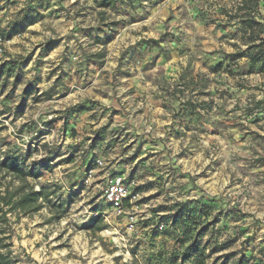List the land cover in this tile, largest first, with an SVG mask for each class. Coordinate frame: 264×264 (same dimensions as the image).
<instances>
[{
    "label": "rangeland",
    "instance_id": "374dc122",
    "mask_svg": "<svg viewBox=\"0 0 264 264\" xmlns=\"http://www.w3.org/2000/svg\"><path fill=\"white\" fill-rule=\"evenodd\" d=\"M17 2L39 21L34 77L0 80V161L33 173L0 165V197L50 195L28 212L0 199L10 264H155L176 250L153 227L177 201L211 205L206 264L264 262V68L235 55L238 1L117 0L104 19L97 0ZM117 169L139 192L123 214L104 196Z\"/></svg>",
    "mask_w": 264,
    "mask_h": 264
},
{
    "label": "trees",
    "instance_id": "16d2710c",
    "mask_svg": "<svg viewBox=\"0 0 264 264\" xmlns=\"http://www.w3.org/2000/svg\"><path fill=\"white\" fill-rule=\"evenodd\" d=\"M259 0H242L243 5L239 6V9H248L253 11L254 6L258 4ZM117 0H97V7L101 10L102 19L105 18L106 8H112L116 5ZM244 22L253 29L252 35L249 39L252 41L247 50L239 52L235 55L246 56L250 59V63L261 64L264 68V40L259 39L254 35V32L261 27V22L255 19V16L250 14ZM11 70V68H10ZM2 126H0V132ZM0 165L6 168V171L18 179L25 180L28 175L33 173L31 170L27 171L23 168L22 164L18 161V158H6L0 161ZM37 176V173H34ZM17 193L12 192L9 194V198L6 200L5 196H1V200H5L6 203H11L16 197ZM49 193L43 188L40 190H31L29 193L24 194L18 200H13L16 206H19L28 211H37L40 209L41 204H38L40 199H48ZM175 208L172 207L170 212L165 217H159L154 224L153 232L155 235L169 234L175 241L176 250L171 252L168 256H162L165 253H160L156 256L155 264H206L209 254H207V247L204 243V235L208 227L212 224L209 221L210 204H198L192 206L188 201H177ZM102 221L101 216H97L92 227L96 226L97 229H104L105 225L96 224ZM153 225V224H150ZM160 225H163L161 228ZM159 256V257H158ZM0 264H10L4 255L0 252ZM232 264H248L244 257H240ZM258 264H264L259 261Z\"/></svg>",
    "mask_w": 264,
    "mask_h": 264
},
{
    "label": "crops",
    "instance_id": "0c3cea01",
    "mask_svg": "<svg viewBox=\"0 0 264 264\" xmlns=\"http://www.w3.org/2000/svg\"><path fill=\"white\" fill-rule=\"evenodd\" d=\"M17 1L18 0H5L2 8H0V22L4 27V32L7 37L4 52L0 55V80L8 74L19 78L21 77L22 79L25 76V78L30 81L34 77L32 76L33 74L30 73L28 76L26 72L25 74L23 73L31 57L29 54L31 48L26 46L30 44V42L27 41L26 44L25 37L28 36V33H31L30 28L39 21L33 15L26 13V10L20 9L17 6ZM231 1H238L237 9L240 13L239 17L241 18L239 26L242 27L244 33L249 37L252 35L253 29L244 22V20L252 14L257 21L261 22V27L254 32V35L259 37L256 42L260 39L264 40V0H259L258 4L254 6L253 11L239 9V6L243 5L242 0ZM99 11L101 14L100 9ZM68 27V29L74 28V32L77 30L74 20H72V23H70ZM243 43L244 47L247 49L252 41L250 39L248 40V38H244ZM85 166L87 167V160L85 161ZM119 174L121 173L117 169V175Z\"/></svg>",
    "mask_w": 264,
    "mask_h": 264
},
{
    "label": "built area",
    "instance_id": "2783aa9c",
    "mask_svg": "<svg viewBox=\"0 0 264 264\" xmlns=\"http://www.w3.org/2000/svg\"><path fill=\"white\" fill-rule=\"evenodd\" d=\"M5 0H0V8H2ZM7 43V37L4 32V27L0 22V55L3 54L5 45ZM100 164L101 161H98ZM104 196L106 200L112 204L117 214L126 213L125 203L128 201L131 204V208L134 209L135 203L138 200L139 192L136 190L135 180H126L125 176L117 175L108 180L106 188L104 190ZM130 226L133 227L136 216L133 214L128 216ZM163 227V225H160Z\"/></svg>",
    "mask_w": 264,
    "mask_h": 264
}]
</instances>
